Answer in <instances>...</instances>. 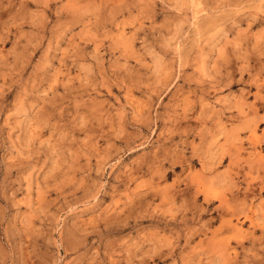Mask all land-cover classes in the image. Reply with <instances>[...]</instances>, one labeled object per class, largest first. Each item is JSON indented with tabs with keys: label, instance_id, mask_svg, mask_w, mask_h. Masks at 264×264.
<instances>
[{
	"label": "rangeland",
	"instance_id": "1",
	"mask_svg": "<svg viewBox=\"0 0 264 264\" xmlns=\"http://www.w3.org/2000/svg\"><path fill=\"white\" fill-rule=\"evenodd\" d=\"M0 264H264V0H0Z\"/></svg>",
	"mask_w": 264,
	"mask_h": 264
}]
</instances>
